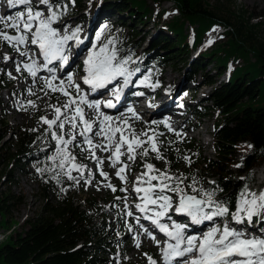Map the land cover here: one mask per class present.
Listing matches in <instances>:
<instances>
[{
    "label": "trees",
    "instance_id": "1",
    "mask_svg": "<svg viewBox=\"0 0 264 264\" xmlns=\"http://www.w3.org/2000/svg\"><path fill=\"white\" fill-rule=\"evenodd\" d=\"M150 1L152 6L148 0H103L99 4L101 9L121 11L125 15L120 18L123 23L127 18L133 21L132 25L140 23L147 26L148 21L153 19L158 27L170 28L175 37L160 31L150 41L152 46L148 51L152 53L147 56L149 61H157L161 66L173 63L175 57L184 55L185 65L191 64L187 56L191 48L188 36L192 33L195 46L205 34H209L210 25L211 28L223 26L226 30L221 32L216 41L202 49L201 56L191 65L195 71L193 73L199 70L206 82L214 83L216 80L206 70V62L213 61L217 64L216 69L220 73L224 66L232 65L238 57L245 58L244 66L237 63L238 69L232 80L214 87L207 98L210 105H200L198 111L200 114L208 113L209 107L208 109L218 112L219 117L214 123L213 131L215 157L204 156L201 148L189 151V156L195 151L193 158L197 160L192 172H198L204 180L206 176L213 177L215 183L206 180V185L219 188L220 191L216 192L218 199L226 198L229 207L234 208L241 189L251 186L254 169L264 164L263 14H256L247 8L236 11L231 4L235 0H214V3L210 0ZM166 1L173 2L168 10L162 7ZM98 2L99 0H94L92 4L96 5ZM78 4L81 2L78 1ZM173 10L178 11L181 16L174 15ZM197 21L201 24L198 31L195 28ZM186 23L191 33L183 35ZM206 24L209 26H205ZM135 26L131 36H126L121 27L111 28L106 32V39L111 37L124 52L136 54L135 49L141 45L144 36L137 39L140 32ZM251 52L257 57L256 61L249 59ZM190 73L192 72L189 71L188 74ZM5 81L6 77L1 75L0 87ZM11 134L15 144L13 148L9 146L4 149L6 143L3 142ZM48 136L49 131L40 124H25L15 131L0 114V163H5L6 166L11 164L6 172V166H0V182L8 181L5 188H0V216L7 218L4 226H11L8 216L12 218L14 209H19L25 200L23 195L11 190L13 185L20 184L11 173L15 168L34 179L39 187L38 194L44 200L41 209L34 215L27 216L19 230L8 233L6 239L0 240V264H127L125 258L117 263L115 256L108 257V252L117 253L120 239L97 197H82L78 192L64 190V186L68 184L67 172L58 166L51 167L53 161L47 160V156L51 155ZM250 145L251 152L241 161L234 162L238 152ZM189 146L195 149L196 145L191 140ZM173 149L170 152L175 154L168 158L167 168L178 171L183 160L182 152L186 151ZM83 155L85 157L80 158L79 163L87 167V157ZM151 157L148 156L153 159ZM29 163L33 167L31 172L27 168ZM56 164L58 165V159ZM233 164H238L237 174L232 169ZM37 168L42 171L38 172ZM188 171L185 172L186 181L195 178ZM7 174L9 176L6 177Z\"/></svg>",
    "mask_w": 264,
    "mask_h": 264
},
{
    "label": "snow or ice",
    "instance_id": "2",
    "mask_svg": "<svg viewBox=\"0 0 264 264\" xmlns=\"http://www.w3.org/2000/svg\"><path fill=\"white\" fill-rule=\"evenodd\" d=\"M8 2L11 5L13 0H8ZM14 2L15 4L27 5V7L24 11L16 12L15 16H5L3 21H0L5 24V27L15 30L14 34L8 31H0V39L7 41L13 47L28 43L38 45V51L42 54L44 61L39 62V57L29 56L27 62L21 61L17 64L18 70L22 63V66L32 76H35L39 69L49 68L48 61L59 58V64L63 66L70 62L71 57L78 54V49H74L68 41L74 39L77 46L81 44L82 38L78 33L82 29L79 25L72 28L71 34H69L67 30L62 31V29H67L66 24H62L61 28H58L53 23L60 20L67 11L68 4L65 0H37V4L47 6L46 9L33 5L32 0H14ZM71 2L74 3L75 0H71ZM7 21H11V23H7ZM106 27V24H101L100 30L103 31ZM101 31L96 33L97 37L100 36ZM108 39L111 40V37ZM24 54L29 55L27 49L24 50ZM4 58H8L7 54L4 55ZM129 60L130 57L128 56L120 57L116 48H109L108 45L101 44L98 50L95 46L88 49L84 60L85 74L83 76H75L72 71H68L67 79H60V77L55 76L56 68L49 70L51 74L45 77L47 87L52 88L53 91L58 89L69 98L62 107H55V115L51 119L46 116L40 117L41 120L47 121L49 128L46 131H49L56 141V151L47 156L48 160L53 161L51 167L58 166L61 170L67 169L68 175H71L72 169L82 172L86 168V165L76 162L75 154L68 149L69 141L77 139L73 129L76 128L78 121H82L80 131L85 137L80 143L88 144V147L92 149L93 159L97 161L103 159L95 155V145L88 135L92 130L93 121L85 118L82 104L87 103L89 108L99 113L102 102L112 106L113 100L89 101L78 81L91 86L92 91L105 87L109 81H113L117 77H123L124 84L127 85L134 72L139 71V69H130L127 66ZM54 80H58L59 83L54 84ZM146 80L147 77L137 80L136 83L142 84ZM65 85L73 87L76 95L72 91H68V87ZM120 94L121 86L118 84L113 97H119ZM28 103L32 102L29 101ZM73 105H75L74 108H72ZM69 108H72L69 115L61 118L62 110ZM129 110L134 111V109ZM66 120L72 125V129L68 130L69 135L67 137L52 127L53 124H57L59 128L63 129ZM97 120H99V127L104 128L105 122L110 121L111 117L105 114L101 119L98 114ZM122 123L132 132L130 124L126 121ZM124 127H111L101 133L108 137L107 142L110 144L113 143L114 133H120L119 142L115 143L113 153L117 160L121 155V144L125 140L128 141L127 151L129 153L134 151L133 141L141 145L144 143L143 140L138 139L135 132H133L132 139L124 136ZM148 139L151 140L152 138L148 137ZM151 147L159 152L155 141ZM142 151L147 154L148 148L145 147ZM57 159H59L58 165L56 164ZM109 159L111 160L113 157H109ZM51 167L48 168L49 171ZM144 167L152 170V172L150 174L144 173L135 178L141 182L134 186L136 194L142 196L141 201L135 202V208L139 209L155 228L168 237L160 248L163 264H264V230L258 235L247 234L242 228L231 226L227 219L230 215L232 221L243 223L246 220L249 225L253 223L254 216H259V221H264V190L256 193L247 187L241 189L236 207L230 211L228 200L224 197L219 199L216 197V192L220 191L219 188H205L203 185L197 184L196 180H192L189 182L191 185V190H189L183 179L184 173L181 172L177 175L167 166L164 170H159L156 169L155 165L147 162H145ZM37 171L40 172L42 169L37 168ZM102 174L105 177L108 176L107 172ZM116 175L120 176V172L117 171ZM145 177H147L146 184L143 183ZM153 177L158 183H152ZM110 186L115 190V185ZM125 208H128L127 202H125ZM176 213L186 214L187 222H181L179 218L174 219ZM128 215H134L131 208L128 209ZM220 217H225L222 224L217 222ZM204 221L212 222L206 230L198 232L193 229L191 234L185 231L193 224H203ZM137 223H140L139 219H137ZM128 226L131 227V225ZM141 227L144 226L141 225ZM146 231L155 240V233L148 228ZM155 242L161 244L160 240H155ZM145 255L148 256L151 264H161L148 253Z\"/></svg>",
    "mask_w": 264,
    "mask_h": 264
},
{
    "label": "rangeland",
    "instance_id": "3",
    "mask_svg": "<svg viewBox=\"0 0 264 264\" xmlns=\"http://www.w3.org/2000/svg\"><path fill=\"white\" fill-rule=\"evenodd\" d=\"M92 0H82V2L85 4V2H89ZM103 2V0H99V3H96V8L99 7V4ZM148 2H150V5L152 6V1L148 0ZM211 3H214V0H210ZM89 4V3H88ZM173 2L172 1H166L162 4V7L164 8V10H168L172 7ZM232 8L236 11L240 10L241 8H247L253 12H255L256 14H263L262 20L264 21V0H235L232 3ZM89 5L86 4V9L88 10ZM95 8V9H96ZM172 10V9H171ZM115 11V15L114 17H112V19H114L115 23L118 22V25L121 26L124 29V32L127 34V36H130L133 30V26L134 24L133 21H130L126 18V20L124 21V24H121L118 21V18L120 17H124L125 15L123 13H121V11L119 10H114ZM174 15H177L178 17L181 16V14L178 11H174L173 12ZM120 14V15H119ZM176 17V16H175ZM69 21V26H71L72 24H75L76 22L80 21L81 22V29L84 32L86 30V25L88 24L89 20L85 19V16L83 15V13L81 14H77L75 16L69 17L67 18ZM210 25V23H208ZM208 24H206L205 26H207ZM200 21H197L195 23V28L200 29ZM208 25V26H209ZM136 26L138 27V30L140 32L139 36L137 39L141 38L142 36L144 37V42L143 45L140 46L138 48V51L140 53H143L144 48L145 49H151L150 47L152 46H147L146 42H148V40L150 39H155L157 37V35L159 34L160 31L164 32V34L169 35L170 37H175L174 34L172 33V31L170 30L169 27H165L160 28L157 25L154 24V20L150 19L147 23V26H142L140 23H136ZM135 26V27H136ZM92 27V26H91ZM263 30L261 32V35L264 38V24L261 27ZM114 29V28H112ZM218 29V31H216ZM208 32L209 34L206 36V34L204 35L202 33V35H204V38L197 42L198 44H196L195 46L193 45L194 42V38L193 35L191 33V31L189 30V26L186 23L185 24V32L182 31V34L185 35V33H191L188 36V39L191 41L190 44V51L189 54L187 55L189 57V61L191 64L186 63L185 65V57L184 55L180 58L175 57L173 59V63H168L167 65L165 64L164 66V70H163V82L164 83H171L173 84H182L187 85V74L189 71H191V69H194L191 65L194 63V61L198 60L199 56H201V52L202 49L204 47H207L208 45L212 44L214 41L217 40L218 37L221 36V32H223L224 30H226L224 27H216V28H208ZM202 31V30H201ZM181 37H184V36ZM81 36V34H80ZM202 38V37H201ZM186 39H187V35H186ZM214 39V40H212ZM219 40V39H218ZM227 40V39H226ZM223 40V41H226ZM102 41V40H101ZM211 41V42H209ZM183 45V44H181ZM192 45V46H191ZM216 46V44H215ZM118 50V55L120 57H124L125 53L122 52L121 49H118L117 47H115ZM249 59L251 61H256L257 57L251 52L250 55H248ZM239 58V57H238ZM235 59L236 61L232 64V65H226L222 68V71L219 73V70L216 69L217 64L215 65V63L213 61H208L206 62V70L210 71V74L213 75V78L216 77V82L214 83L213 86H209V87H205L207 89L208 92H211V90L214 89V87H217L216 85H221L229 80L233 79V74H235L234 72L237 71L238 65H245V58L243 56H240L239 59ZM232 59V57H231ZM131 63H135V59L130 61ZM184 64V65H183ZM205 64V63H204ZM233 66V71L229 70L232 68ZM236 70V71H235ZM195 72V71H194ZM186 73V74H185ZM218 73V75H217ZM12 75L15 77V83H14V88L19 89L17 96H11L9 93V89H7V87H3V89L0 90V112H4L5 113V117L7 119V121L9 122L10 125H12V127L15 129V131H17L20 126H22L23 124H36V121L41 122V124H47V121H43L40 119L41 116H47L48 119H51L54 115H55V107H56V100L55 97H53V95L50 93V91H46L45 89H43V86L39 85L36 83V80L30 82L27 78L24 79L23 77L18 76L17 72L14 71L12 73ZM233 76V77H232ZM23 78V79H21ZM200 75H198L196 77L197 83L200 82ZM183 81V82H182ZM23 85V86H22ZM25 87L26 88V92L24 91V93L22 94L21 90L22 88ZM29 89H31V91H29ZM39 98H42L41 102H39ZM63 100L65 101V103L68 101V97H64L62 95ZM29 101H31L32 103H28ZM59 103V102H58ZM73 107V106H72ZM21 108V109H19ZM47 112L45 109H47ZM69 109H66V111H69ZM41 112V116L37 119L38 114H40ZM196 115H194V113L192 112V108H190L189 112L186 113L185 118L186 119H191V122H189V124H193L196 122L195 119ZM217 113L213 111V113L211 114L210 117L205 118V119H201V121H203L202 124H205L204 127L200 128L199 130L203 131L206 129V127L208 128V131L211 133L213 132V121L217 120ZM151 122L147 121L146 119L141 121V122H137L136 120L131 122V126H132V132H130L128 130L127 133H129L130 135L133 136V132H135L136 136L138 137V139L143 140L144 143L138 144L135 143V148H136V154L140 153L142 151L143 148L150 146L153 143V141L156 142V146L157 148H159V144L160 142L157 140L158 138H163L162 142L167 144L168 146H172L174 144V142L176 140H180L182 143V146L184 149H187L189 147L188 143H189V139L186 138L187 137H193L195 136V144L200 145L201 149H202V153L203 155L207 156V157H215V152L212 148V139H210L209 137H207L204 133L200 134L197 136V134L195 132H192L190 129L181 132L180 129L172 131V130H164L162 127V129L160 130H155V132L158 135H155L154 133H151V128L147 127V125H150ZM185 124V123H184ZM53 127L55 125H52ZM140 130V131H139ZM199 131V132H200ZM148 137H151L152 139L149 140ZM185 137V138H184ZM80 141L83 140H78L75 143H78ZM5 147L4 149H6V147H12L15 144V141L13 139V134L11 135H7L4 142ZM76 146V145H75ZM74 147V146H73ZM71 146V144H68V149L71 152V149L73 148ZM86 149H90L88 146H85ZM106 148H101L100 150L105 151ZM152 152H154L155 154L157 153V151L155 149H153L151 147ZM79 150H74L73 154H75L76 152H78ZM143 152V151H142ZM192 152V151H191ZM72 153V152H71ZM184 153H189L188 152H182ZM195 154V151L192 152ZM249 149H244L242 148L237 155V158L234 162H239L241 161L246 155H248ZM108 154H110L108 152ZM169 155H167L166 159L162 158L161 159V164L156 165V169L159 170H164L166 168V166L168 165V158L175 154L173 151L168 153ZM193 154V155H194ZM157 155L159 156V154L157 153ZM184 156V155H183ZM183 158V162L181 163L182 165H180V169L181 172H185L188 170L193 171L194 169H192V161H193V157H188L187 155V159H185L186 156H184ZM109 157H111L110 155H108V159H106V163L104 165H107L108 168H106L107 172L110 173V175L107 178L101 177V179H94L91 180L90 177H88V175H83L84 178L81 179V172H79L77 169H75L76 172H78V177H75L76 182H74L73 187H71L70 189L65 188L66 190H69L68 192H78L79 196L82 197H88L90 195H95L97 197V200H99V202L102 205V208L105 209V213H106V217L107 219L115 226L117 225V216L115 215L114 211L111 209L113 206H117L118 203L115 202L112 199H115L114 197L112 198V194H113V190L111 189L110 186V182H113L117 179V175H116V168L115 165L111 163V160L109 159ZM144 160L145 158L139 159L138 161L133 160V163H129L126 162V169L128 172L132 173V183L134 182V178L135 175L138 174V170L140 169V166L144 164ZM96 161L94 166H98V163L100 162ZM113 161V159H112ZM239 164V163H238ZM238 164H233L232 165V169L235 171V174H237L238 171ZM0 166L5 167L6 164L4 163L3 165ZM11 164L6 166L5 168V172L9 170ZM136 167V168H135ZM144 167V166H143ZM95 169L97 170V168L95 167ZM110 169V172H109ZM137 169L136 173L134 172V170ZM32 171V169H30V172ZM180 171L175 173L177 175H179V173H181ZM12 175L15 176V178H17L20 181V184L18 185H13L12 187V192L15 194H21L24 196V201L21 203V206L19 207V209H14L13 213H12V218L8 216V218L10 219L9 222L11 224V226L9 228H7L6 226H4V220L6 221L7 218H3L0 216V240L6 239V237L9 236V234H11L13 231L19 230L22 227L23 222L25 221V218L27 216H31L34 215L36 212H38L41 207L42 204L44 202L43 198L38 194L39 191V187L38 184L34 181V179L27 173H23L19 170V168H15V170H13ZM195 173V178L193 180H196L197 184L203 185L205 188H207L206 186V182L203 179V176L199 175L198 172H194ZM255 180L252 184V186L250 187V190H257L260 186L262 181L264 179V164H261L260 166H258L255 171ZM261 175V179L258 178ZM9 176L8 174L6 175V177ZM190 181L185 182L186 186H188L191 190V185H190ZM8 181H1L0 182V188H5L7 186ZM257 188V189H256ZM264 188V184L262 185V187L260 189L263 190ZM125 187H122L121 191H122V199L124 200L123 202L125 203V198L127 196V191H125ZM259 189V190H260ZM261 191V190H260ZM133 195V193H132ZM112 200V201H111ZM118 200V199H117ZM109 207V208H108ZM111 207V208H110ZM125 207V205H124ZM108 209V210H107ZM126 211H128L125 208ZM259 218V217H258ZM9 233V234H8ZM134 243L132 241V236L127 234L126 237V241H125V257L127 259V261L130 264H146V260L144 257V253L142 250L138 249L137 247H133ZM138 245V244H137ZM145 250H149L152 249L149 242L145 241L144 244Z\"/></svg>",
    "mask_w": 264,
    "mask_h": 264
},
{
    "label": "bare ground",
    "instance_id": "4",
    "mask_svg": "<svg viewBox=\"0 0 264 264\" xmlns=\"http://www.w3.org/2000/svg\"><path fill=\"white\" fill-rule=\"evenodd\" d=\"M153 39H150V40H148L149 42L150 41H152ZM218 74V73H217ZM23 86V85H22ZM140 131V130H139ZM261 177V175L258 177V178H260ZM261 179V178H260ZM259 182H261V181H259ZM146 183H147V181H146Z\"/></svg>",
    "mask_w": 264,
    "mask_h": 264
}]
</instances>
